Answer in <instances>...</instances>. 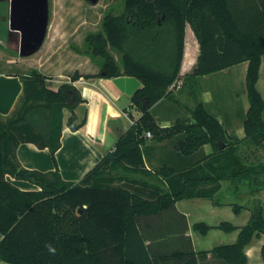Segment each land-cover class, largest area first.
Returning <instances> with one entry per match:
<instances>
[{
  "label": "trees",
  "instance_id": "trees-1",
  "mask_svg": "<svg viewBox=\"0 0 264 264\" xmlns=\"http://www.w3.org/2000/svg\"><path fill=\"white\" fill-rule=\"evenodd\" d=\"M124 7L121 16H105L101 32L86 37L88 47L83 54L103 59L100 73L82 75L75 71L71 80L81 76L138 78L142 87L132 95L131 107L141 116L80 182L66 181L56 161L62 145L64 110L72 113L68 120L72 130L86 123V117L74 123V110L83 101L74 85L65 83L57 91L50 90L43 77L32 70L30 75L21 76L24 95L13 113L0 115V261L248 264L246 248L254 238L264 235V210L260 206L252 208L248 223L242 227L228 221L216 227L228 233L239 229L234 243L199 253L190 250L150 255L137 218L161 213L182 199H215L222 181L229 182L235 194L243 184L251 193L264 185V163L249 162L239 147L241 143L264 146V97L257 86L264 55V0H125ZM188 22L200 43V55L190 76H206L248 62L250 106L242 139H228L223 124L203 102L193 109L192 122L178 120L168 127L160 126L151 112L180 77ZM111 49L122 53L121 62ZM148 133L160 142L182 135L176 149L184 155L197 156L206 144L212 145L213 153L179 172L163 169L167 190L153 186L158 194L145 198L133 190L140 181L125 172L150 174L142 154ZM26 142L49 149L56 169L41 172L24 168L16 150ZM7 176L39 189L22 190ZM230 205L236 213L244 208L236 202ZM212 228L203 222L194 225L202 235ZM135 243L140 244L139 249ZM261 255L264 260V244Z\"/></svg>",
  "mask_w": 264,
  "mask_h": 264
},
{
  "label": "crops",
  "instance_id": "crops-1",
  "mask_svg": "<svg viewBox=\"0 0 264 264\" xmlns=\"http://www.w3.org/2000/svg\"><path fill=\"white\" fill-rule=\"evenodd\" d=\"M199 55L200 43L192 25L188 22L186 24L185 50L180 77L175 81L177 86L174 89L172 88L167 97L157 102L152 107L151 112L160 126L168 127L178 120L192 122L193 109L199 102H203L206 108L229 131V126H234L235 120L242 118V115L247 113L250 106L249 99L247 97L244 109L237 111L236 115L226 111L220 113L215 108L218 104L210 106V99L206 98L208 92L205 90L203 93V90L200 89L203 85H201V80L208 79L216 73L198 77L190 76L196 67ZM29 57H11V59L1 60L3 62L0 63V115L7 117L13 113L24 95V84L21 76L30 75L32 70H36L43 77L46 87L50 90L57 91L65 83L74 85L80 91L83 99L81 104L74 110V123L79 124L85 117L86 123L80 129L72 130L68 125L72 113L68 109L64 110L62 145L56 152V161L60 173L66 181L80 182L87 172L114 149L118 138L130 128L134 120L141 116L138 110L131 107V98L135 91L142 87V82L138 78L128 75L112 78H86L81 76L73 82L71 76L75 71L82 75L98 74L101 71L100 65L88 55H79L80 59L73 73L63 76L59 72L51 71L53 66L54 68L57 67V63H53L50 58H42L41 61L38 59L35 63H31L30 60L24 61ZM24 64H29L31 69L24 71ZM238 66L243 67L240 73L244 78L245 90H247L248 62L232 66L220 71V73L231 72L235 70L233 68ZM188 85H194L196 90L185 93L183 88ZM257 86L263 95L264 55L262 56ZM245 90L244 93L248 94ZM239 131V135H235L237 138L240 137ZM242 131L244 132V130ZM146 136L148 141L142 147V154L144 168L149 170L150 174L125 172L127 177L140 181L138 184L133 185V190L145 198L155 197L158 194L153 186H158L164 191L167 190V186L163 182L165 181L163 169L179 172L193 165L196 159L207 157L213 153V147L210 144L204 145L203 149H200L197 156L194 157L180 153L176 149V144L182 135L161 142L155 141L147 134ZM16 154L20 164L26 169L41 172L56 169V164L49 149H40L34 143H21L17 147ZM7 178L22 190L39 189L38 186L28 181L17 180L11 176H7ZM221 183L222 190L218 192L215 199H182L174 207L161 213L143 215L137 218L138 230L144 238V244L150 255H171L179 251L190 250L197 253L211 251L216 246L231 244L237 240L239 229L228 233L216 228L223 221H228L238 227L243 225L241 222L243 210L236 213L230 205L233 202L221 201L226 181ZM200 222L214 228L209 230L206 235H202L194 229V225ZM209 238L210 240L207 241ZM263 238L264 235L254 238L256 241L258 239L259 243L255 244L253 240L246 248V254L249 258L248 264H264L261 255V248L264 244ZM133 246L140 248L139 243H135ZM208 256L210 258L211 254H208ZM0 264L9 263L0 261Z\"/></svg>",
  "mask_w": 264,
  "mask_h": 264
},
{
  "label": "rangeland",
  "instance_id": "rangeland-1",
  "mask_svg": "<svg viewBox=\"0 0 264 264\" xmlns=\"http://www.w3.org/2000/svg\"><path fill=\"white\" fill-rule=\"evenodd\" d=\"M49 1L50 26L44 46L24 61L30 60L31 63H35L38 59L41 61L42 58H50L53 63H57V67L54 68L53 66L51 71L59 72L61 75L66 76L73 73L80 59L79 55H84V51L87 50L86 37L88 35H96L103 30V22L107 14L121 16L125 10V0H99L97 4H92L89 0ZM6 9L7 4L0 2V63L6 59H11V57H20L18 53L19 33L10 30L8 23L3 20V17L7 13ZM111 51L117 60L121 62L123 57L122 53L115 49H111ZM93 59L101 67L103 59L100 57H93ZM1 60L3 61L1 62ZM24 67V71L31 69L29 64H24ZM242 68V66H238L233 68L235 70L231 72H219L213 74L208 79L204 78V80H201V85H203L200 89L203 90V93L205 90L208 92L206 98L208 97L210 99V106L218 104L215 108L220 113L226 111L228 113H235L236 115L237 111H240L242 108L244 109V103L247 101L248 94L244 93V78L240 73ZM183 89L187 93L189 91H195L196 87L194 85H188ZM176 95L178 94L176 93ZM245 119L246 114H243L242 118L235 120L234 126H229V131L226 130L228 132V139L233 141L234 138H237L235 135H239V130L241 131H239L240 137L238 139L244 138L245 133L242 130H244L243 125ZM240 146L242 155L246 156L249 162L264 163L263 145L256 147L241 143L239 144ZM238 189L239 193L234 194V187L229 182H226L221 195V201L236 202L244 206L241 215L242 226H244L251 217L252 208L254 209L256 206H260L264 210V185L253 193L244 184ZM209 240L210 238L207 241ZM254 243H259L258 239L257 241L254 240Z\"/></svg>",
  "mask_w": 264,
  "mask_h": 264
},
{
  "label": "water",
  "instance_id": "water-1",
  "mask_svg": "<svg viewBox=\"0 0 264 264\" xmlns=\"http://www.w3.org/2000/svg\"><path fill=\"white\" fill-rule=\"evenodd\" d=\"M97 4L99 0H89ZM7 4L3 17L9 29L19 33L18 53L29 57L44 45L50 26L49 0H0Z\"/></svg>",
  "mask_w": 264,
  "mask_h": 264
},
{
  "label": "built area",
  "instance_id": "built-area-1",
  "mask_svg": "<svg viewBox=\"0 0 264 264\" xmlns=\"http://www.w3.org/2000/svg\"><path fill=\"white\" fill-rule=\"evenodd\" d=\"M176 85V82L173 84L172 88ZM149 137L151 136L150 133L147 134Z\"/></svg>",
  "mask_w": 264,
  "mask_h": 264
},
{
  "label": "clouds",
  "instance_id": "clouds-1",
  "mask_svg": "<svg viewBox=\"0 0 264 264\" xmlns=\"http://www.w3.org/2000/svg\"><path fill=\"white\" fill-rule=\"evenodd\" d=\"M50 251H54V249H50Z\"/></svg>",
  "mask_w": 264,
  "mask_h": 264
}]
</instances>
